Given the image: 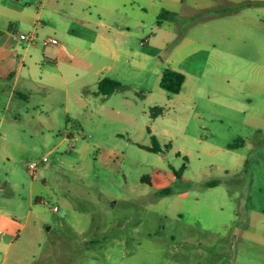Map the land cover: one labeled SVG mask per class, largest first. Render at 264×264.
<instances>
[{"label":"rangeland","instance_id":"374dc122","mask_svg":"<svg viewBox=\"0 0 264 264\" xmlns=\"http://www.w3.org/2000/svg\"><path fill=\"white\" fill-rule=\"evenodd\" d=\"M149 2L120 22L137 36L123 49L161 48L145 69L78 43L89 61L113 66L83 74L84 108L68 82L76 111H64L60 78L50 94L19 83L9 102L11 87L0 95V264H264V0ZM165 10L178 15L159 18ZM49 14L40 48L69 42L68 19ZM202 45L206 62L183 72L182 91L161 88L170 61ZM103 76L122 86L102 93Z\"/></svg>","mask_w":264,"mask_h":264},{"label":"crops","instance_id":"0c3cea01","mask_svg":"<svg viewBox=\"0 0 264 264\" xmlns=\"http://www.w3.org/2000/svg\"><path fill=\"white\" fill-rule=\"evenodd\" d=\"M65 1L68 2V5L64 6L66 7L64 10L63 4ZM142 1H150L151 5L155 4L154 0H108V2L106 0H99V2L96 0H0V95L4 94L5 87H11L8 90L7 102H9V99L11 100L16 93L19 83L24 85V89L37 87L46 90L50 94L56 88L58 78H60L66 85L64 111L68 113L70 109H74L71 107L68 82L74 83L78 89L72 100L75 106H79V108L87 106L89 99L85 102L84 96L78 92L79 90L84 91L87 87V83L85 84L83 80V74L98 75L100 72L110 71L113 66L103 64L99 67L97 63L89 61L81 52L83 48L78 43H90L91 46L87 55L95 52L97 55L101 54L103 57H108L110 51L114 54L112 60L116 61L122 52L129 57L123 59L124 62L131 67L145 69L146 56H157L161 48H146L142 52L123 49L126 38L136 39L137 36L130 28L123 29V24H121L125 23L121 22L122 18L129 19V21L136 18L132 14L134 8H137L140 13L145 11V4ZM76 2L77 5H74ZM179 3H185V0H179ZM205 5L201 8H206ZM92 7L99 10L104 9V11L98 13L95 10L97 16L93 17ZM51 11L58 12L68 19L70 27L66 30V34L69 36V42L57 40V43H48L52 46L50 49L47 47L48 44H43L44 46L40 48L36 45V40L40 39L38 38V28L50 22L49 19L45 20L44 17H48ZM171 12L178 15L175 11ZM107 14L115 16L114 24L108 23L104 18L103 15ZM20 26H26V29H29L28 31L33 33L35 31L36 33H34L35 39L28 41L25 47L22 43L27 40L21 39L20 35L23 33L17 30ZM74 26L77 31L76 34L72 32ZM139 30L141 31V29ZM16 31L19 32L18 35H15ZM112 41L120 44L118 50L114 49ZM31 43L34 44L32 50L28 47ZM210 50L211 48L203 45L195 49L192 48L182 54L179 59H172L170 64L173 69L178 71H190L196 64L206 62V57L201 61L200 54L208 52V55ZM100 80L101 78L96 82L97 87ZM7 106L4 105V109ZM153 107L156 108L157 106ZM74 110L76 111V109ZM79 124L82 126L81 123ZM1 125L0 121V129ZM17 233L18 230L13 234L6 235L9 243L13 242L12 240L17 237ZM3 235V233H0V238Z\"/></svg>","mask_w":264,"mask_h":264},{"label":"trees","instance_id":"16d2710c","mask_svg":"<svg viewBox=\"0 0 264 264\" xmlns=\"http://www.w3.org/2000/svg\"><path fill=\"white\" fill-rule=\"evenodd\" d=\"M175 13L171 11L165 10L160 15H158L159 18H174ZM185 82V74L181 71H178L176 69H173L171 67H166L163 69V72L160 77V87L163 88L165 91L171 94H177L181 91V88L183 86V83ZM122 86V83L117 80L113 79L112 77L105 76L101 78L98 84V89L104 94H111L118 88ZM153 138L155 139V135H153ZM150 150L158 152L160 149L157 146V143L153 145L152 147H148ZM185 166L182 167L181 170L184 169ZM165 191H168V189H165Z\"/></svg>","mask_w":264,"mask_h":264},{"label":"built area","instance_id":"2783aa9c","mask_svg":"<svg viewBox=\"0 0 264 264\" xmlns=\"http://www.w3.org/2000/svg\"><path fill=\"white\" fill-rule=\"evenodd\" d=\"M35 35L32 34V35H25V34H21L20 35V38L21 39H25V40H28V41H33L35 39ZM48 43H57V39L56 38H51V39H43V44L46 45ZM142 45H144L143 42H141ZM48 161V157L47 155H44L42 156L41 158V163H46ZM40 163L35 161V162H30L29 165H28V168L30 170V172H34V170L38 167ZM58 208L55 206L54 207V210H57Z\"/></svg>","mask_w":264,"mask_h":264}]
</instances>
